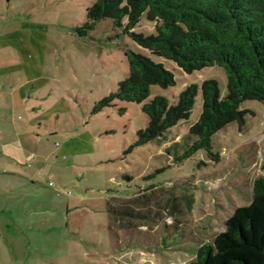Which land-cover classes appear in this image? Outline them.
<instances>
[{
    "label": "rangeland",
    "instance_id": "1",
    "mask_svg": "<svg viewBox=\"0 0 264 264\" xmlns=\"http://www.w3.org/2000/svg\"><path fill=\"white\" fill-rule=\"evenodd\" d=\"M95 1L0 0V36L21 30L2 40L27 43L31 57L25 58L32 66V86H25L30 99L27 111L21 105L17 113L26 121L41 115L28 132L32 137L24 138L25 148L36 154L18 166L35 182L18 176L22 191L0 188L8 201L0 208L12 210L22 230L17 231L13 264H189L200 245L213 241L235 210L253 200V182L264 174V103L244 101L241 108L254 112L246 124L230 123L213 137L219 161L210 160L205 150L184 162L176 160L202 113L201 89L190 117L163 142L135 146L138 131L149 123L142 103L116 99L96 111L129 75L127 50L145 54L175 74V85L152 86L148 100L163 95L176 103L189 84L208 79L219 82L225 97L227 74L218 65L187 73L140 46L111 19L80 36L76 28L86 22ZM134 30L157 32L145 14ZM10 44L0 49V99L6 102L11 95L4 92L26 77L17 66L19 53L11 57L15 50ZM0 162L4 171L16 167L11 158ZM0 177L16 178L3 171ZM155 208L162 213L158 222ZM175 213L181 221H191L182 225L188 227L186 237L187 231L174 228ZM249 255L253 264L259 263V256ZM1 256L0 264H11Z\"/></svg>",
    "mask_w": 264,
    "mask_h": 264
},
{
    "label": "trees",
    "instance_id": "2",
    "mask_svg": "<svg viewBox=\"0 0 264 264\" xmlns=\"http://www.w3.org/2000/svg\"><path fill=\"white\" fill-rule=\"evenodd\" d=\"M144 14L156 23V33L134 30ZM104 19H111L114 27L129 33L140 46L176 62L187 73L208 66L223 67L228 83L225 97L219 82L208 79L189 84L176 103L163 95L148 100L152 86L175 85V74L163 63L127 50L129 75L96 111L116 99L142 103L149 123L138 131L135 146L161 143L173 127L190 117L201 89L202 113L190 126V143L176 160L184 162L205 150L210 160L219 161L221 155L214 148L213 137L230 123L246 124L247 115L254 112L241 108L244 101L264 103V0H97L76 31L89 36ZM177 215L172 214L178 219ZM161 216L155 208L154 222ZM190 222L178 219L174 228L187 231L183 233L186 237L188 227L182 225ZM251 253L260 257L257 264H264V174L253 182L251 204L239 206L225 221V230L213 241L203 242L189 264H253Z\"/></svg>",
    "mask_w": 264,
    "mask_h": 264
},
{
    "label": "crops",
    "instance_id": "3",
    "mask_svg": "<svg viewBox=\"0 0 264 264\" xmlns=\"http://www.w3.org/2000/svg\"><path fill=\"white\" fill-rule=\"evenodd\" d=\"M21 30H15V31H4L5 33L1 34L3 36H0V49L4 47L10 46V41L12 42L13 49L15 50L11 57L16 59L18 58L17 53H19L21 57V62L17 66L25 71L26 77H22L24 80L23 83H20L17 87H11L8 89L9 91L4 92V94H9L11 97H9V102H6V100L0 99V158L6 159L11 158L13 161H15L14 165L16 166L14 170L11 171H4L1 170L0 167V173L3 171L4 173H10L12 176H16V178H1L0 177V188L4 191H10V192H16L15 190L19 189L20 191L23 190V186L17 187V181L20 180L18 176L24 177L28 180H30L32 183H34V179L32 177H29L27 174L23 173L19 169V163H24L30 161V159L35 155L34 152H29L27 148H25L24 145V138L26 137H32L31 128L34 124H38L40 121V114L35 115V117H30L29 121H26L23 116L18 115V109L21 105H23L22 109L23 111H27V101L30 99L29 92L27 91V88L25 86L31 85V80L28 77V72L32 70V66L30 64H27L25 58L31 59V57L27 54L28 52V45H23L24 43L17 44V41L13 37L5 38L6 40H2L4 37L10 36V35H16L19 34ZM21 33H26L25 31H22ZM6 41V42H5ZM6 45V46H5ZM3 70H0V73H2ZM6 72V71H5ZM32 86V85H31ZM0 94L3 93L1 92ZM20 103V105H19ZM21 124V125H20ZM1 164V162H0ZM26 164V163H25ZM29 183V184H32ZM19 186V185H18ZM0 189V190H1ZM7 193V192H6ZM15 194V193H13ZM2 193L0 192V206H6L8 201L6 199L1 198ZM12 199V198H10ZM21 203V202H20ZM28 202H24L22 205H26ZM2 214L0 215V253H1V259L7 261L11 264L15 263L16 258L14 257V254L16 253V239H17V233L22 232L21 227L17 225L16 220L14 219L13 211H6L2 210ZM4 217V219H3ZM18 231V232H17ZM9 254H7V253ZM6 261V260H5Z\"/></svg>",
    "mask_w": 264,
    "mask_h": 264
}]
</instances>
